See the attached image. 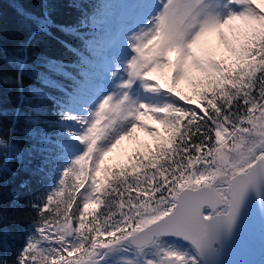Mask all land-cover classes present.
<instances>
[{"label": "snow or ice", "instance_id": "snow-or-ice-1", "mask_svg": "<svg viewBox=\"0 0 264 264\" xmlns=\"http://www.w3.org/2000/svg\"><path fill=\"white\" fill-rule=\"evenodd\" d=\"M43 2L40 15L18 10L35 28L14 82L53 28L80 43L64 48L89 56L55 102V136L38 141L60 164L57 181L30 204L31 230L0 264H225L247 213L264 221V0H125L115 32L77 0L76 22L54 25ZM138 129L154 146L116 171L102 167ZM10 157L24 163L15 128L0 139V184Z\"/></svg>", "mask_w": 264, "mask_h": 264}, {"label": "trees", "instance_id": "trees-1", "mask_svg": "<svg viewBox=\"0 0 264 264\" xmlns=\"http://www.w3.org/2000/svg\"><path fill=\"white\" fill-rule=\"evenodd\" d=\"M109 1L77 0L85 13L93 10L105 12ZM72 2L49 0L47 7L54 25L76 22L80 12L71 6ZM21 6L29 13L40 15L45 4L43 0H0V139H7L10 129L15 128V143L24 156L23 164L19 159L9 158L8 170L3 173L0 184V208L3 210L0 215V252L10 259L23 246L32 220L36 217L30 204L46 198L59 174L60 164L52 163L47 152L38 151L47 147L38 142L39 138L43 134L55 136L57 127L49 126L56 120L53 114L56 111L55 102L63 98L62 90L75 86L74 77L86 67L80 57L89 56L87 48H74L71 51L64 48L61 42L65 40H70L75 47H80V43L53 28L51 36L41 35L33 42L34 55L30 57L29 67L24 70L20 84L14 82L18 76L15 61L20 56V45L35 28L18 14ZM46 61L54 62L47 64ZM6 78H11L13 82L4 83ZM147 149L133 150L125 160L107 163L104 168L116 171L130 165L137 152L143 154ZM56 159L62 162V154L58 152ZM104 176L102 171L100 179ZM99 211L100 208L93 205L88 215L91 217Z\"/></svg>", "mask_w": 264, "mask_h": 264}, {"label": "water", "instance_id": "water-1", "mask_svg": "<svg viewBox=\"0 0 264 264\" xmlns=\"http://www.w3.org/2000/svg\"><path fill=\"white\" fill-rule=\"evenodd\" d=\"M262 228H264V221L253 207L246 215L238 238L231 245L227 255L223 257L225 264H258V260L264 254Z\"/></svg>", "mask_w": 264, "mask_h": 264}, {"label": "rangeland", "instance_id": "rangeland-1", "mask_svg": "<svg viewBox=\"0 0 264 264\" xmlns=\"http://www.w3.org/2000/svg\"><path fill=\"white\" fill-rule=\"evenodd\" d=\"M123 3H125V0H110L106 8L107 10L104 12L109 17L108 27L114 32L119 31L120 28V17L125 11L121 5ZM213 42L216 43L215 38H213ZM220 49L221 51H224L223 46H220ZM224 55L225 57L230 58V60L232 59L230 53L224 51ZM217 58L220 57L217 56ZM178 90L184 95H192L193 91L192 86L187 81H182L178 85ZM147 122L152 123L151 121ZM161 133L164 134L162 130ZM154 144L155 141L151 137H148L144 132L138 129L132 138L122 141L121 144L105 158L104 165L107 163H115L117 160H125L126 157H128V154L133 150L143 151L146 150L150 145L151 147L154 146ZM104 165L102 167H104ZM261 261H264V258Z\"/></svg>", "mask_w": 264, "mask_h": 264}]
</instances>
